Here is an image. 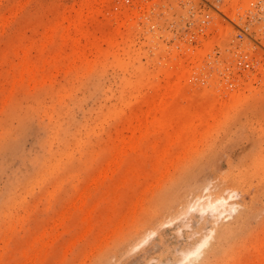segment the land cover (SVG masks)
I'll return each instance as SVG.
<instances>
[{"label":"rangeland","instance_id":"obj_1","mask_svg":"<svg viewBox=\"0 0 264 264\" xmlns=\"http://www.w3.org/2000/svg\"><path fill=\"white\" fill-rule=\"evenodd\" d=\"M263 28L264 0H0V264H177L206 232L193 264H264Z\"/></svg>","mask_w":264,"mask_h":264},{"label":"bare ground","instance_id":"obj_2","mask_svg":"<svg viewBox=\"0 0 264 264\" xmlns=\"http://www.w3.org/2000/svg\"><path fill=\"white\" fill-rule=\"evenodd\" d=\"M173 85L171 84L170 85V88L171 89H173ZM174 89H176V88H174ZM179 89V88H178ZM177 89V90H178ZM247 89V88H246ZM181 90V89H180ZM181 92V91H180ZM171 93V92H170ZM172 95H168L167 97H171ZM166 97V98H167ZM168 99V98H167ZM166 102V101H165ZM162 103V102H161ZM161 103H159V108H160V110L162 111V110H164V107H165V104H161ZM134 143L136 144L137 143V139L136 140H134ZM195 188V187H194ZM234 190V189H233ZM229 192H230V190H228ZM198 195V194H197ZM196 195V196H197ZM230 196H226V197H224V196H214L213 194H208V196H206V198L207 199H203V196H197L198 198L196 199V201L194 202V204L192 205L193 207L194 206H197V207H194V209L196 208V209H198L197 211H204L205 212V210H206V212H207V210L208 211H210L209 213L211 214V211L213 212V214L216 212V216H215V218L212 216V214H211V216L216 220L217 218H218V213H219V216H221V214H223L224 213V211L226 212V210H230V208H231V210H232V208H234L235 207V205H234V203L233 202H230V201H232V199H234V195H231V194H229ZM236 196V195H235ZM205 198V197H204ZM230 198H231V200H230ZM230 200V201H229ZM236 203V202H235ZM186 205V204H185ZM191 206V205H190ZM235 209H236V207H235ZM186 210H187V208H186ZM218 212V213H217ZM231 212H233V210L231 211ZM185 213H186V211H185ZM206 214H208V213H206ZM229 214V213H228ZM232 214V213H231ZM241 214V213H240ZM232 216V215H231ZM228 217V216H227ZM242 217V216H241ZM222 221V220H221ZM214 223H216V222H214ZM237 225V224H236ZM235 226V225H234ZM226 227V226H225ZM232 227H233V225H232ZM235 229H236V227H235ZM210 230V229H209ZM208 230V231H209ZM213 231H214V229H213ZM213 231H209V232H213ZM224 231V230H223ZM234 231V230H233ZM229 232V231H228ZM215 233V232H214ZM214 233H211L212 234V236H213V234ZM231 232H229V234H230ZM205 234V233H204ZM207 234H209V233H207L206 232V235L204 236V238H200V240H198V241H196L195 242V244H193V246L191 247V248H187V249H183L182 251H181V255H182V258L178 261V263L177 264H193V263H195L197 260H199L200 261V259H203L204 258V256H205V253L207 252V251H209L210 250V248L212 247H210L209 249H206V247L209 245V243L208 242H210V239H212V236L209 234V235H207ZM210 236H211V238H210ZM224 236V235H223ZM228 237V236H227ZM210 238V239H209ZM221 238V237H220ZM222 239V238H221ZM227 239H229V238H227ZM209 240V241H208ZM212 240H214V239H212ZM219 241V240H218ZM219 242H221V241H219ZM220 244V243H219ZM216 245V244H215ZM214 249V248H213ZM214 251V250H213Z\"/></svg>","mask_w":264,"mask_h":264},{"label":"built area","instance_id":"obj_3","mask_svg":"<svg viewBox=\"0 0 264 264\" xmlns=\"http://www.w3.org/2000/svg\"><path fill=\"white\" fill-rule=\"evenodd\" d=\"M210 20H211L210 15L208 13H205V14L202 15V17H199V19L197 21L198 22L197 26L199 27L200 30H204V29L208 28V23H209ZM244 34L247 35L246 38H248L250 43H252L251 51L253 53L257 52L256 48H258L259 50L264 52V43L260 42L259 39H258L259 37L264 39V28L261 31L262 35H260L259 37H256V36H253V35H249L248 33L244 32L241 29L239 30L237 36H238L239 39H241L242 35H244ZM239 56L241 57L240 63H241V65L244 68H247V69L252 68L255 71L256 68H255L254 62H256V60H257V55H256V57L252 56L249 51H246L244 53H241Z\"/></svg>","mask_w":264,"mask_h":264}]
</instances>
